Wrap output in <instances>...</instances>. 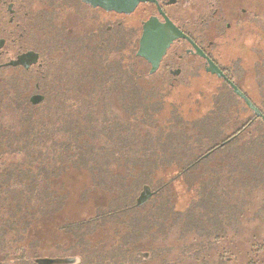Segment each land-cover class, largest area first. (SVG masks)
I'll list each match as a JSON object with an SVG mask.
<instances>
[{
	"label": "trees",
	"instance_id": "16d2710c",
	"mask_svg": "<svg viewBox=\"0 0 264 264\" xmlns=\"http://www.w3.org/2000/svg\"><path fill=\"white\" fill-rule=\"evenodd\" d=\"M36 23L38 69H11L8 75L10 68L0 63V252L6 254L0 264L29 262L10 251L19 250L16 244L36 222L62 208L61 177L70 170L85 171L92 189L111 198L92 220L63 228L77 246L98 227L116 224L121 230L110 256L118 254L125 263L136 244L161 240L181 220L182 233L213 237L216 244L223 240L225 215H236L240 207L234 198L264 188L261 119L249 110L251 119L224 135L229 103L242 102L224 84L228 91L213 97V109L188 122L166 103V85L142 83L157 75L136 56L131 31L129 40L116 28L103 41L82 36L61 43L47 36L46 22ZM80 78L87 81L83 90L71 85ZM35 95L42 98L37 104L31 102ZM112 95L125 120L106 107ZM6 114L15 117L13 124L4 122ZM169 168L176 176L166 182L157 178ZM180 178L185 185L194 182L187 186L193 197L184 212L176 210L170 194V182ZM145 189L150 197L141 203ZM74 260L67 264L79 263Z\"/></svg>",
	"mask_w": 264,
	"mask_h": 264
},
{
	"label": "rangeland",
	"instance_id": "374dc122",
	"mask_svg": "<svg viewBox=\"0 0 264 264\" xmlns=\"http://www.w3.org/2000/svg\"><path fill=\"white\" fill-rule=\"evenodd\" d=\"M83 19L82 23L81 19L77 22L71 21L70 26L66 22L64 27L62 18L59 19V13H56L52 18L51 25H43L50 29L47 32L49 38L55 36L61 43H71L89 33L88 31L92 27L91 19L89 16H85ZM128 21L131 27V39L135 41L133 50L136 53L139 35L134 28L138 22L137 14L131 16ZM33 34L35 41L33 43L39 42L38 32L35 31ZM263 48V44H260L256 73L235 76L233 79L248 99L264 114V51H261ZM57 55L62 56V54ZM41 61L39 60V62ZM0 63L4 62L0 61ZM38 66L39 64L32 68L33 72L38 69ZM247 67L250 68V60ZM73 71L68 70L70 74ZM6 74L11 75L12 70H7ZM165 81L166 84L163 83ZM142 83L144 85L155 84L157 87L166 85L164 89L166 103L178 107V111L188 122L209 113L213 109V97L220 92L228 91L223 82L206 76L204 73L195 76L182 75L176 79L157 75L155 79ZM75 84L76 86L80 85L79 88L83 90L87 81H82L80 78L79 81L71 83L72 87ZM107 103L109 105L106 104V107L109 106L108 109H111L113 114L124 119L119 100L115 95H112ZM229 106L231 114L227 126L224 128V135H229L233 132L234 127H238L241 122L252 117L244 104L236 99L229 103ZM167 113L168 111L163 112L160 119H164ZM3 120L7 124H13L15 117L6 114L3 116ZM174 176H176V169L169 168L158 174L157 178L166 182ZM188 180L192 182L191 179ZM61 183L63 186L61 193L65 195L62 208L53 215L36 222L29 229L25 241L20 245L16 244V249L19 250L16 253L10 251L11 257L23 255L25 262L36 258L71 259L73 263L77 258L79 259L78 264H264V188L252 191L248 195L249 197L237 195L234 198L240 207L236 215H225L223 227L227 235L218 244L215 243L213 237L208 239L205 235L193 232L182 233L181 220L180 223L173 226L170 233L161 237V240L146 239L142 243L136 244L130 251L133 258L129 259V254L125 255L128 262L124 263L118 254L110 256L113 248L116 247L115 239L118 229H120L118 225L108 224L98 227L87 236V242L82 246L75 245V239L67 235L63 229L69 224L92 220L95 217V211L104 207L111 198L103 191L92 189L89 175L83 170L65 172L61 177ZM193 183L185 185L182 178L170 182V194L172 201L173 198L176 200L174 203L177 206L176 210L184 212L189 206L193 191L189 190L187 186H192ZM5 255L0 252V262ZM107 257L111 259L108 260Z\"/></svg>",
	"mask_w": 264,
	"mask_h": 264
},
{
	"label": "flooded vegetation",
	"instance_id": "af4514ba",
	"mask_svg": "<svg viewBox=\"0 0 264 264\" xmlns=\"http://www.w3.org/2000/svg\"><path fill=\"white\" fill-rule=\"evenodd\" d=\"M56 13L64 27L66 22L70 26L71 21L81 19L82 23L83 17L89 16L92 27L85 36L97 42L113 35L116 28L123 30L129 40L128 19L136 14L138 22L134 30L139 35L138 45L148 23L156 35L168 33L169 23L182 37L170 44L154 75L176 79L204 73L230 90L223 78L205 71L209 63L240 89L233 78L256 73L260 44L264 46V0H143L129 15L93 8L82 0H0L2 65L25 71L37 66L39 58L28 69L19 65L18 58L28 52L38 54L33 47L35 23L42 19L49 25Z\"/></svg>",
	"mask_w": 264,
	"mask_h": 264
},
{
	"label": "water",
	"instance_id": "95a60500",
	"mask_svg": "<svg viewBox=\"0 0 264 264\" xmlns=\"http://www.w3.org/2000/svg\"><path fill=\"white\" fill-rule=\"evenodd\" d=\"M84 4L90 5L93 8H100L106 12H114L117 14L129 15L134 12L138 4L143 0H82ZM166 28L170 30L165 34H155L152 33L154 28L152 24L148 23L145 27V32L139 40L138 49L136 56L143 59L149 66V74H154L159 64L165 55L166 50L170 44L177 38L182 37V35L169 23H167ZM202 55V54H201ZM203 56V55H202ZM38 54L34 52H28L18 58V63L21 67L28 69L31 65H36L38 62ZM205 71L209 72L211 75H216L217 78H223L230 86L232 93L250 110L256 118L261 119L264 123V115L260 110L248 99V97L235 85L229 82L223 74L211 63H209V68ZM42 98L35 95L31 98V102L34 104L39 103ZM150 197V192L145 189L139 197V202L145 203ZM73 263V260H60V259H38L35 264H67Z\"/></svg>",
	"mask_w": 264,
	"mask_h": 264
}]
</instances>
